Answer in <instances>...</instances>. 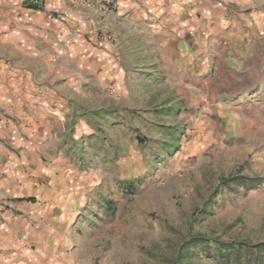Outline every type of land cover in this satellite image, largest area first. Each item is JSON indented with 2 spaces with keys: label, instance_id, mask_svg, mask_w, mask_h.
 I'll list each match as a JSON object with an SVG mask.
<instances>
[{
  "label": "rangeland",
  "instance_id": "rangeland-1",
  "mask_svg": "<svg viewBox=\"0 0 264 264\" xmlns=\"http://www.w3.org/2000/svg\"><path fill=\"white\" fill-rule=\"evenodd\" d=\"M256 46L250 67L231 73L228 59L169 67L123 42L106 71L70 60L52 73L42 62L18 76L9 104L0 90V129L43 135L45 163L71 195L83 192L69 264H178L198 235L264 241V41ZM232 177L246 183L221 186ZM188 256L217 264L200 248Z\"/></svg>",
  "mask_w": 264,
  "mask_h": 264
},
{
  "label": "crops",
  "instance_id": "crops-1",
  "mask_svg": "<svg viewBox=\"0 0 264 264\" xmlns=\"http://www.w3.org/2000/svg\"><path fill=\"white\" fill-rule=\"evenodd\" d=\"M25 1L0 0V90L6 104L10 91L21 90L18 76L34 73L42 62L52 73L70 60L100 73L113 66L123 42L132 43V51H158L169 67L228 59L235 73L250 67L247 60L264 41V0H112L103 14L94 10L106 0H43L38 8ZM26 60L33 68L27 69ZM0 133V264H69L77 228L71 220L83 192L71 195L66 179L45 163L43 135L13 126Z\"/></svg>",
  "mask_w": 264,
  "mask_h": 264
},
{
  "label": "trees",
  "instance_id": "trees-1",
  "mask_svg": "<svg viewBox=\"0 0 264 264\" xmlns=\"http://www.w3.org/2000/svg\"><path fill=\"white\" fill-rule=\"evenodd\" d=\"M237 182L245 184L246 182L238 178L223 179L221 186L229 188ZM30 201H34L31 199ZM186 248V252L178 259V264H184L183 260L189 259V252L191 249L200 248L208 257H211L217 261V264H264V241L258 243H252L244 240H230L223 241L220 239H212L206 236L198 235L191 238L183 249ZM186 264H191L187 262Z\"/></svg>",
  "mask_w": 264,
  "mask_h": 264
},
{
  "label": "built area",
  "instance_id": "built-area-1",
  "mask_svg": "<svg viewBox=\"0 0 264 264\" xmlns=\"http://www.w3.org/2000/svg\"><path fill=\"white\" fill-rule=\"evenodd\" d=\"M42 0H30L29 4L31 6L34 7H38L40 6ZM112 0H106L104 2H102L98 7L95 8V12H97L98 14H103V13H107L108 11H110V7L112 5Z\"/></svg>",
  "mask_w": 264,
  "mask_h": 264
}]
</instances>
